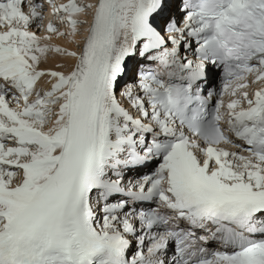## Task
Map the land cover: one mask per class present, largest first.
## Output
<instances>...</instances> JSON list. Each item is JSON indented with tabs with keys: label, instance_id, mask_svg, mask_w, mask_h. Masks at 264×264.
<instances>
[{
	"label": "snow or ice",
	"instance_id": "1",
	"mask_svg": "<svg viewBox=\"0 0 264 264\" xmlns=\"http://www.w3.org/2000/svg\"><path fill=\"white\" fill-rule=\"evenodd\" d=\"M172 4L0 0V264H264V0Z\"/></svg>",
	"mask_w": 264,
	"mask_h": 264
},
{
	"label": "rangeland",
	"instance_id": "2",
	"mask_svg": "<svg viewBox=\"0 0 264 264\" xmlns=\"http://www.w3.org/2000/svg\"><path fill=\"white\" fill-rule=\"evenodd\" d=\"M59 1H61V0H59ZM82 1H84L85 3H92L93 0H82ZM177 1L178 0H173L172 7L169 10L170 13L172 11H174L175 4L177 3ZM89 13H90V10L88 12H86L85 14H82L80 18L81 19H87V17L89 16ZM57 26L59 28H61L62 30H66L68 28V26L66 24H60V25L57 24ZM84 27H85V25H82L81 26V31L79 33H77L76 42H73V40L70 37H68V36H58V35L53 34L51 40H42V43L56 44V45H59V46H61L63 48H67L69 51H76V52L79 53L80 49H81V46H82V42H83L84 36L86 34V31H83ZM44 31H46V30H44ZM47 34H48L47 32H45V33L38 32V35H41V36H45ZM65 57H66V55H63V54H60V53H55V52H50L49 55H48V59L50 61L54 60L55 58L63 60ZM45 62L46 61H42L41 65H43ZM53 65L56 68H60V66H65V62L61 61V62H59V64L58 63H54ZM255 87H258V86L256 85Z\"/></svg>",
	"mask_w": 264,
	"mask_h": 264
},
{
	"label": "bare ground",
	"instance_id": "3",
	"mask_svg": "<svg viewBox=\"0 0 264 264\" xmlns=\"http://www.w3.org/2000/svg\"><path fill=\"white\" fill-rule=\"evenodd\" d=\"M62 1V0H61ZM63 2V1H62ZM97 2V0H93L92 1V4H95ZM90 16V15H89ZM88 20H91V16L90 17H88ZM45 33V32H44ZM76 60H77V57H71V56H67L66 55V57L63 59V60H61V59H57V58H55L54 60H46V62L43 64V65H41L40 67L41 68H50V69H54V70H60V71H64V72H68V71H70L72 68H73V66H74V63L76 62ZM65 62V66H60V68H56L53 64L54 63H58L59 64V62ZM45 80H47V79H45Z\"/></svg>",
	"mask_w": 264,
	"mask_h": 264
}]
</instances>
